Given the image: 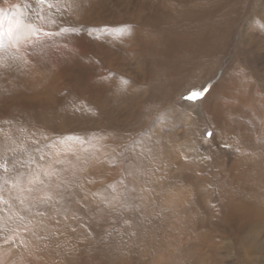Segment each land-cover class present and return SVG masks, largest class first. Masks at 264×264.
Wrapping results in <instances>:
<instances>
[{"label": "bare ground", "instance_id": "1", "mask_svg": "<svg viewBox=\"0 0 264 264\" xmlns=\"http://www.w3.org/2000/svg\"><path fill=\"white\" fill-rule=\"evenodd\" d=\"M63 1L67 9L70 8L76 15L79 35H77L78 42L75 43V48L78 56L70 52L66 59L60 57L59 60L60 64H73L79 82H77L79 96L76 106L68 102H59L62 116L60 119L62 118L61 121L64 123L68 122L76 110L79 131L75 137L68 138L66 135L68 139L58 153L57 159L59 158V162L63 163L62 181L66 185L70 183L68 180L72 172L71 166L74 164L76 167L80 166L79 178L89 179L90 177L94 182L93 189L88 188L86 192V187H78V193L80 188L82 189L81 201L85 203V208L89 213L106 208L111 214L129 213L133 210L152 216L161 212V208H176L188 204L199 190L188 179L182 180V178L188 176V169L192 167L188 165V162L196 167L204 153L193 144L196 132H193L192 118L188 122L190 118L186 117L187 112L173 101L177 94V86L175 89L166 86L164 63L169 61L188 63L190 59L197 61L207 56H219L229 45H233L234 40L231 34L235 27L234 14L241 9V3L238 0H189L196 4L195 6L201 4L199 19L195 16L196 13L181 6L179 8L177 3L173 4L174 0L173 2L169 0L163 4V8L167 12L174 13L171 17L169 16L172 20L165 19L166 17L164 19L163 17L161 19L152 17L151 20L148 18L143 21L142 15L144 14L140 8L147 0H138L139 4H136L140 7L138 9L136 5L135 9L132 7V1L136 3L137 0ZM158 1L162 3V0ZM15 2L18 4L20 0H15ZM215 6L221 12L215 13ZM250 11L248 27L256 24L264 26V0H257L256 4L253 3ZM213 13L216 18L209 16V14L214 15ZM62 14L63 16L66 14L63 9L43 14L40 21L45 30L50 33L54 30L58 32L56 29H59L57 26L59 20L63 18ZM14 19L18 20L17 17ZM225 19L227 20L223 23ZM18 25L17 40L10 35L12 44L9 46H12L10 49L6 48L5 52L1 51L3 67L9 63L13 67V69L12 67L4 68L5 72H2L5 76L3 77L7 81L12 79L21 88L15 90L14 96L18 95L19 97L15 98L22 101V103L17 102L22 106V112L41 116L42 113H48L49 109L56 105L57 96L55 95L60 92V75L53 71L52 67L39 64V60L42 62L44 58L39 56V52H34L37 48L34 49L33 54L29 53L28 58L19 55L16 50L18 38L33 42L36 33H39V27H36L34 23L28 27L21 23ZM262 30L263 33L264 29ZM207 32L212 35L207 37ZM252 35L253 37L250 36L246 41L248 44L254 43L257 36L259 37L254 31ZM58 36L50 42V38L45 40L43 50L48 52L50 43L55 41L54 44L60 42L65 46L64 48L71 46L64 37ZM222 74L224 80L211 88L207 95L199 101L201 112L211 120L218 132H233L236 136L235 142L238 139H251L252 141L261 139L263 146L256 148L251 143H246L241 157L234 164V168L248 170L244 181L249 183L251 190L245 194L246 200L241 201L237 197L236 189L226 188L229 184L223 178L216 177V180L207 178V187L210 190L209 196L216 192H221L223 195L225 193L228 196L232 205L229 211L232 214L231 217L237 215L243 220H254L264 212V201L259 207L260 210L257 207L255 209L249 202L260 198L257 187L264 185V125L257 120L258 95L256 96L250 88L245 91L242 85L234 80H225V73ZM90 75L92 77L89 78ZM174 75L178 82L183 80L193 82L194 80V82L202 83L201 80L204 79L202 69L198 74L197 69L192 72L180 69ZM153 87L161 88V99L159 103L153 102L148 107L145 96L148 89ZM15 101L14 104H16ZM142 112L144 115H141ZM183 141L186 142L178 146ZM175 144H177L175 150H170L171 152L166 155L168 159L166 162L162 151L164 148H173ZM46 150L43 155L46 154ZM171 156L174 157L173 161L183 162L182 169L174 170L169 161ZM48 164H53V162L48 160ZM146 176L153 177L154 184H150L145 179ZM165 179H169L168 183L158 185L159 182L164 183ZM161 185L164 189H160ZM132 190L142 193V202L139 207H135V203L132 202L124 208L119 200L120 195ZM13 191L22 194L21 205L29 204L33 198V203L38 204L44 197L46 199L51 197L49 194L47 196L42 194V189L36 188L35 184L29 181L23 185H14ZM67 192L68 188L65 189V193ZM153 197L161 198L160 206L162 207H147V202ZM78 198L80 199L79 196ZM71 210L72 213H69L64 220V224L68 226L73 225L77 218V213L75 214L72 208ZM100 216V214L95 216L93 221L98 223L101 220ZM186 217L191 218L190 211ZM33 223L21 225L20 228L16 226V229L18 228L16 239L18 245H22V252L20 259L13 262L14 264H169L175 259L172 252L167 253L169 246L154 250L158 253L156 252L157 254L151 259L148 249H152V240H147V238L145 240L149 241L145 250L147 254L145 255L144 250H137L138 255L146 259L141 258L137 261H128L119 251L109 249L100 253L97 251V254L83 248L79 249L81 246L60 249L54 242L57 238L65 237L69 242L72 237L70 231L52 239L50 231L54 230L51 228L55 224L54 220L43 218ZM173 224L175 223L172 222L171 225ZM1 231L0 226V233ZM181 234L179 237L168 236V240L172 242L170 243L171 250L187 245L190 232L183 231ZM85 237L83 239H86ZM1 238L5 239V234H0V240ZM131 247L127 251L128 254L135 246L132 249ZM112 248L114 249L113 246ZM0 250H5L7 257L1 260L0 264H8L7 259L11 261L12 254L16 250L8 242L0 246ZM121 251L123 255H126V251ZM179 262L176 261L177 264Z\"/></svg>", "mask_w": 264, "mask_h": 264}, {"label": "rangeland", "instance_id": "2", "mask_svg": "<svg viewBox=\"0 0 264 264\" xmlns=\"http://www.w3.org/2000/svg\"><path fill=\"white\" fill-rule=\"evenodd\" d=\"M166 1L169 0H162V3L158 0H150V2L147 0L140 8L136 5L139 4L137 0L136 3L132 1V7L134 9L136 7L137 9L138 7L140 8L144 14L142 15L143 21L148 20V18L151 20L152 17L154 19H161V17L164 19V17H166L165 19L172 20L170 17L174 13L167 12L164 10L165 8H163V4L166 3ZM177 1L174 0L173 2L172 0L173 4L177 3L176 5L179 6V8L181 6L186 10L196 13L195 16L200 19L199 13L201 12L199 9H201V4L195 6L196 4L189 2V0ZM48 2L52 3L53 7L48 8L47 4L40 5L37 3V0H20L18 4H16L15 0H0V226L2 228L0 234H5V239L3 238L4 241L2 238L0 240V246L8 242L13 249L16 250L14 254H12L13 259L16 260L13 261L12 259L9 261V259H7V263L12 264L21 257L22 245L19 246L16 239L18 228H20L21 225L34 224L33 221H41L43 218H50L54 220L55 223L54 226L51 227L52 230L53 228L54 230L50 231V237L52 239L62 233L71 232L70 235L72 237L69 242L66 237L63 239L57 238L54 242L60 249H68V247L73 246L79 248L81 246L79 249L83 248L88 252H94L96 254L109 249L112 251H119L128 261H137L142 258L138 255L137 250H144L145 252L147 243L149 242L145 241L147 238V240L153 241H151L152 249H148V254L151 256L150 258L152 259L155 254L158 253V251L154 250L164 249V247L167 248L169 246L167 248V253L172 252L175 258L171 261L173 264H177L176 261H180L179 264H264V219H262V217L264 218V212L260 213V217L254 220H243L242 218H238L237 215L231 217L232 214L229 213V211H231L232 205L228 196L225 193L223 195L221 192H216L209 196L210 190L207 187V178H212L213 180H216V177L223 178L230 186H226V188L236 189L237 197L241 201L246 200L247 197L245 194H247V191L251 190L249 183L244 181L245 173H247L248 170L246 168H234V164L241 157L243 147L247 145L246 143H251L256 148H262L263 141L261 139L254 141L251 139H238L235 142L236 136L233 132H218L213 127L211 120L203 115L199 103L201 100L193 102L184 98L192 90L204 89L205 95H207L211 88L224 80L222 78V73H225V80H234L236 83L241 84L245 91H248L250 88L256 96L258 95L256 108L259 112L257 120L264 125V32L262 33L264 26L256 24L255 26H250V28L248 27L250 22V9L253 3L256 4L257 0H238V2L241 3V9L234 14L235 27L231 34V38L234 40L233 45H229L219 56H207L205 57L206 59L201 58L197 61L190 59L188 63L169 61L167 63L170 66L164 63V71L166 72L167 78L166 86H170L172 89H175L177 86V94L173 101L174 103L176 102L177 106L183 111L187 112L186 117L190 118L188 122H190L192 118L191 123L193 132H196L193 144L196 148H199L204 155L203 158L199 160L196 167H193V163L188 162V165L192 167L188 169V176L182 178V180L188 179L189 182L199 190L194 199L188 204H183L176 208H161V212L152 216L146 215L140 211L134 212L133 210L129 213L116 212L115 214H111L106 208H101L99 211L89 213L85 208V203L81 201V198H83L81 188L86 187V192H88V188L93 189L94 182L90 177L89 179L79 178L80 166L76 167L75 164L71 166L72 172L68 180L70 183L66 185L62 181L61 174L63 172V163L61 161L59 162V158L57 159L58 153L63 148V144H65L68 138L77 136L79 127L78 120L76 119V110L73 112L74 115H72L68 122L64 123L61 121V105L59 102H68L76 106V100L79 96V82L73 64H60L61 61L59 58L66 59V56L68 57V53L70 52L76 57L78 56L76 55L75 43L78 42L77 35H79V28L77 26L75 13L70 8L67 9L66 3H64L63 0H48ZM62 2L63 4L61 5ZM59 9H63L66 14L64 15L65 17L62 14L63 18L59 20L57 26L59 29H56L58 32L54 30L55 32H52L54 35L46 36L45 33L50 32L45 30V27L40 21V17L47 12H54ZM214 11L215 13L221 12L219 9H216V6L214 7ZM209 16L215 17V14H209ZM13 17H17L21 25H26L25 27H28L32 23H34V25L36 24V27H39V33H36L33 42L25 41L24 38H18L16 50L19 55L28 58L29 53L31 52V54H33L34 49L37 48L34 52H39V56L44 58V62L39 60V64L52 67L51 69L60 75V92L55 95V97L57 96L56 105L50 108L48 113H42L41 116L25 111L22 112V106L17 104V102L22 103V101L15 98L19 97L18 95L14 96L15 90L21 88L16 82L14 83L12 79L7 81V79L3 77L5 76V73H3L5 72L4 68L7 69L9 67L8 69H10L12 66L9 63V65L3 67V62L1 60L3 56L1 55V51L5 52L6 48L9 47L10 49L12 46H9V44H12V42H10V35L14 36L15 40H17L16 36L19 25L16 22L18 20H15ZM226 20L227 19H225L223 23ZM210 21V23H212V20ZM41 26H43V28ZM213 28H215V26ZM63 29H67V31ZM252 30L259 35V37L257 36L254 43L248 44L246 42L247 39H249L250 36L253 37ZM58 35L64 37L71 46L64 48L65 46L60 42L59 44H54L55 41L50 43L51 45L49 44L50 49L48 52L44 51L43 47L45 46L43 43L45 40L50 38V42L56 39ZM211 35L210 32H207V37ZM63 49H65V51ZM47 54L48 56H46ZM11 56L13 55L11 54ZM180 69L186 72L188 70L192 72L197 69V74L202 69L204 77V79L201 80L202 83L199 81L194 82V80L193 82H185L184 80L178 82L174 74ZM90 77H92V75H90L89 78ZM160 90V87L148 89L147 95L145 96L147 106L153 102H160ZM14 101L16 104H14ZM145 111L146 109L144 108V113ZM141 115H144L143 112ZM65 127L68 128L66 129ZM208 131L213 132L211 138H207L206 136ZM185 142L186 141L180 142L178 146ZM176 145L177 144L171 149H163L162 154L165 155L166 162H168L166 155L175 150ZM45 149H47L45 153L48 155H43ZM48 160H51L53 164H48ZM173 160L174 157L171 156L169 161L174 170L182 169L183 162ZM70 161L73 162L72 159H70ZM145 179H147L150 184H154L153 177L146 176ZM168 180L169 179H165L164 183L159 182L158 185H165L168 183ZM28 181L34 183L36 188H41L42 194L46 196L49 194L51 196L47 198L49 200L47 201L44 197L38 204H35L33 203V198V201L29 204L21 205L22 194L15 193L13 191V186L16 184L23 185ZM65 186L68 188L67 193H65V189H67ZM79 186L81 188L78 193ZM160 189H164L162 185ZM257 192L260 198L257 200H248L255 209L256 207L259 209L263 204L264 185L258 186ZM142 199V193L134 190L121 194L119 198L124 208L128 207L132 202L135 203V207H139ZM160 202V197H153L147 202V207H162L160 206ZM71 208L75 214L77 213V221L75 220L73 225L68 226L64 224V220L69 213H72ZM189 211L191 212V218L186 217ZM254 212L257 213L256 211ZM99 214L101 215L99 217L101 219H99L100 223L94 222L93 218ZM172 222L175 224L171 225ZM19 224L20 226H18ZM16 226L18 227L17 229ZM183 231L190 232L188 235L190 239L187 241V245L171 250L172 242L168 240V236L179 237L182 235L181 233ZM154 232L155 234H152ZM84 237L86 239H83ZM130 247L131 249L134 248L128 254L127 251ZM121 250L124 252L126 251V255H123ZM0 251L3 252H0L1 261L7 257L5 256V250ZM146 254L145 252V255ZM150 258L148 259L150 260ZM142 259L146 258L144 257ZM184 260L185 262H183Z\"/></svg>", "mask_w": 264, "mask_h": 264}, {"label": "snow or ice", "instance_id": "3", "mask_svg": "<svg viewBox=\"0 0 264 264\" xmlns=\"http://www.w3.org/2000/svg\"><path fill=\"white\" fill-rule=\"evenodd\" d=\"M37 3L40 5H44L47 4L49 8L53 7V5L51 3L48 2V0H37ZM17 23L19 24L20 22L17 21ZM64 31H67V29H63ZM46 36H52L54 35L53 33H45ZM205 95V90L204 89H200V90H192L189 92L188 95H186L184 98L188 101H197V100H201L203 99ZM207 138H211L213 136V132L212 131H208L206 133ZM127 223V221H126Z\"/></svg>", "mask_w": 264, "mask_h": 264}]
</instances>
